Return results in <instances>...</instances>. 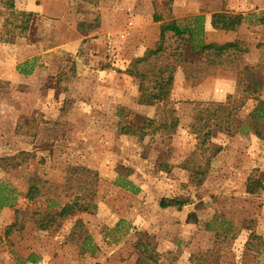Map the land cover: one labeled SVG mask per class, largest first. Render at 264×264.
Instances as JSON below:
<instances>
[{"label":"rangeland","instance_id":"rangeland-1","mask_svg":"<svg viewBox=\"0 0 264 264\" xmlns=\"http://www.w3.org/2000/svg\"><path fill=\"white\" fill-rule=\"evenodd\" d=\"M25 2L0 0V195L17 198L0 208V264H142L136 244L146 235L156 264H264V139L239 120L232 131L213 124L222 150L208 177L193 183L181 167L197 148L201 106L231 100L244 119L264 100V25L211 24L220 11L261 15L264 0H50L47 15ZM196 15L207 43H236L229 61L179 47L191 61H178L168 103H141L126 69L158 46L163 21ZM174 117L169 140L159 127ZM128 125L143 135L124 133ZM33 177L58 204L90 210L75 209L57 231L26 216L7 234L16 209L33 212L22 195ZM168 199L185 203L163 208Z\"/></svg>","mask_w":264,"mask_h":264},{"label":"trees","instance_id":"trees-1","mask_svg":"<svg viewBox=\"0 0 264 264\" xmlns=\"http://www.w3.org/2000/svg\"><path fill=\"white\" fill-rule=\"evenodd\" d=\"M31 15V14H29ZM251 17V22L264 25V12L261 15L255 13L247 16L243 13H230L225 11L215 12L211 16V24L213 28L225 31L237 30L243 22ZM155 20H161L159 16ZM185 23L178 19H170L163 21L160 30V42L155 49H148L142 58L134 65L126 69V73L140 80L139 89L141 91L140 102L143 104L156 105L167 104L172 88L175 82V70L178 61H191L188 56L179 52V47H189L191 52L203 55L207 63L212 65H223L229 61L230 53L233 48H236L234 41L225 43L206 42L205 41V17L204 15H196L192 18H185ZM170 37H175L177 46L168 53L167 49L172 46L168 42V34ZM26 73H30L31 69H24ZM244 103V102H243ZM238 107L231 100L228 102L216 101L208 103L206 106H201L198 114L194 117L197 121L203 122V126L199 129L197 136V148L189 157L181 164V167L191 173V182L201 184L209 175L211 170V160L221 152L222 146L211 141L212 130L214 124L226 131H232L233 126L239 120L238 127L241 129L248 124L254 128L256 136L264 139V100H258L257 104L250 110L244 119H239L236 113ZM247 119H251L248 123ZM178 118L174 117L171 122H163L159 130H162V135L167 139H173L178 126ZM124 133L142 134V130H138L133 125L126 126ZM143 135V134H142ZM173 147L169 146V151L172 152ZM169 152V153H170ZM205 160V161H203ZM165 167V166H164ZM77 170H82L85 174H90L93 171L86 167H76ZM168 166L166 165V170ZM168 171V170H167ZM46 180L38 177L31 179L30 186L26 193L22 194L27 200L35 206L33 212L29 215L26 212H21L16 209V220L6 227L7 234L12 233L17 229L22 228L23 220L26 216L36 220L39 227L45 231H57L62 221L67 218L75 209L81 211H89L91 204H81L76 201L65 202L58 204L55 199L49 197L50 189ZM3 189L2 191H4ZM250 192L254 188L248 185ZM15 191V190H14ZM17 198L13 195H0V208L4 206H13ZM185 200L176 201L174 199L162 200L160 205L163 208L169 206H183ZM22 213V214H21ZM25 214V215H24ZM191 217V215H190ZM146 239L140 238L137 241L136 247L143 255L142 264H156L159 261L158 252L152 247V242L149 236ZM250 237L261 239L260 236L251 234ZM264 239V238H263ZM31 262L35 260L29 259ZM149 261H152V263Z\"/></svg>","mask_w":264,"mask_h":264},{"label":"crops","instance_id":"crops-1","mask_svg":"<svg viewBox=\"0 0 264 264\" xmlns=\"http://www.w3.org/2000/svg\"><path fill=\"white\" fill-rule=\"evenodd\" d=\"M50 0H26L24 6L20 5L22 9L32 12H40L41 14H46V10H49V2ZM19 2H16L18 4ZM68 5V9H69ZM47 15V14H46ZM223 101V100H220Z\"/></svg>","mask_w":264,"mask_h":264}]
</instances>
